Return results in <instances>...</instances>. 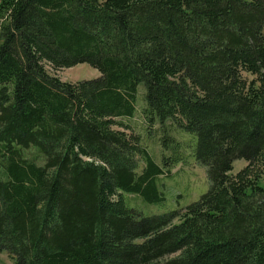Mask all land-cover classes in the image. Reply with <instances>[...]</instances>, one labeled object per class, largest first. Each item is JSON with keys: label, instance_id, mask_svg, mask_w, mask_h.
I'll use <instances>...</instances> for the list:
<instances>
[{"label": "trees", "instance_id": "obj_1", "mask_svg": "<svg viewBox=\"0 0 264 264\" xmlns=\"http://www.w3.org/2000/svg\"><path fill=\"white\" fill-rule=\"evenodd\" d=\"M79 63L100 77L45 66ZM140 84L161 163L116 127ZM186 151L205 194L182 213L127 203L163 201L158 178ZM0 250L15 264H264V0H0Z\"/></svg>", "mask_w": 264, "mask_h": 264}, {"label": "rangeland", "instance_id": "obj_2", "mask_svg": "<svg viewBox=\"0 0 264 264\" xmlns=\"http://www.w3.org/2000/svg\"><path fill=\"white\" fill-rule=\"evenodd\" d=\"M47 70L63 81L79 82L83 80H91L100 77V71L88 63H79L70 68L54 69L50 64L45 65ZM145 86L140 84L137 93L136 112L133 117L118 118L117 121L124 123L127 128L118 129L126 130L128 133L140 135L142 143L148 147L150 153L156 162L162 161V146L160 139L162 137V129L160 125L151 127L147 124L142 113L145 106ZM160 128V130H158ZM179 138L186 142L189 136L179 134ZM34 152V150H32ZM185 161L174 166L171 171L158 178L159 187L164 193L163 201L148 203L142 196L125 194L127 203L143 212L145 215L162 214L172 210H179L180 213L189 204L197 201L203 194L209 190V179L207 177L206 168L199 164L189 151L185 152ZM141 167L143 162H141ZM247 165L246 160L238 159L234 163L232 174H236L239 170ZM141 168H139V171ZM179 220H174L177 223ZM0 264H15L7 251L0 250Z\"/></svg>", "mask_w": 264, "mask_h": 264}]
</instances>
